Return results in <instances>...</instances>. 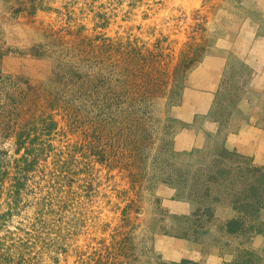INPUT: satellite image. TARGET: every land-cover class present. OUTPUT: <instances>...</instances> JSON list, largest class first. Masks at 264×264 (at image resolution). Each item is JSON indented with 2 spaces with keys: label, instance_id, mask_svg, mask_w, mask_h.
<instances>
[{
  "label": "rangeland",
  "instance_id": "rangeland-1",
  "mask_svg": "<svg viewBox=\"0 0 264 264\" xmlns=\"http://www.w3.org/2000/svg\"><path fill=\"white\" fill-rule=\"evenodd\" d=\"M244 34L264 38V0H0V264H205L164 260L158 237L264 264V189L249 198L264 163L222 141L264 130V91L230 48ZM219 54L218 136L178 151L171 110L187 74ZM21 142L36 162L20 175ZM206 207L213 218L194 223Z\"/></svg>",
  "mask_w": 264,
  "mask_h": 264
},
{
  "label": "crops",
  "instance_id": "crops-1",
  "mask_svg": "<svg viewBox=\"0 0 264 264\" xmlns=\"http://www.w3.org/2000/svg\"><path fill=\"white\" fill-rule=\"evenodd\" d=\"M237 40L238 44L234 43L230 48L253 71L250 88L264 91V38L255 39L247 44V36L244 34ZM226 62V57L222 54L206 56L187 74L180 103L171 110V116L183 125L173 136L174 149L178 151L201 149L206 138L218 136V124L208 116L220 89ZM198 121L199 123H196ZM222 139L227 148L252 158L257 164L264 163L263 129L246 125L227 133ZM167 192L168 196L172 194L171 190ZM165 202V206L173 214H188L192 210V205L186 202L174 200ZM154 244L160 250L162 258L170 262L181 260L197 262L201 258L205 264H221L222 261L215 254L201 255L191 242L184 239L158 237Z\"/></svg>",
  "mask_w": 264,
  "mask_h": 264
},
{
  "label": "trees",
  "instance_id": "trees-1",
  "mask_svg": "<svg viewBox=\"0 0 264 264\" xmlns=\"http://www.w3.org/2000/svg\"><path fill=\"white\" fill-rule=\"evenodd\" d=\"M214 120L216 122H219L218 119L214 118ZM52 124L53 125H51L49 130H51L52 127L55 126L54 123H52ZM24 144H25L24 142L20 143V148H23L25 151L21 157L22 163L24 165V169L21 170L20 175H21V173L26 172V169L29 171L32 170L34 168L33 165L36 162V159L34 156V151H35L34 147L35 146L33 145V142L30 143V147H23ZM229 155H230V152H228L226 149H221L218 153V156H220V157H226ZM219 173L220 172L218 171V173L215 174V177L211 178L214 183L216 182V180L220 176ZM253 173L258 175L259 178L255 179V181L249 186V189H251V191L249 192L251 197H249V198H251V199L254 198V199H256V201H258L259 197L261 195L260 189H262V188L264 189V167L263 168H255ZM209 174H210V172L208 173V176H207L208 178H209ZM182 175H183V178H187L188 173H186V177H185V174H182ZM23 180H24V177L20 176V189L23 186V183H22ZM184 181H186V180H184ZM204 193L206 194L207 190H205ZM253 208H254V206H251L250 209H253ZM193 217H197L196 220H194V223H196V222H198V220L201 217H205L207 219H212L213 218V212H212V209L210 207H206V208H204V210L202 211V213L200 215L194 214ZM238 225H239V222L236 220L228 221L225 224V228H226V230H228L227 233L233 234V233H236L237 231H239L240 228H238ZM236 228H238V229L236 230ZM182 236L184 237V235H182ZM179 264H186V262H182Z\"/></svg>",
  "mask_w": 264,
  "mask_h": 264
}]
</instances>
